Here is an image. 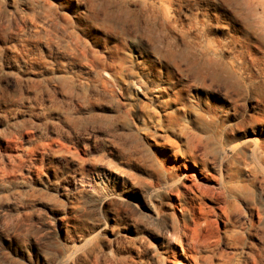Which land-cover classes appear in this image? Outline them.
I'll return each mask as SVG.
<instances>
[{"label": "rangeland", "instance_id": "rangeland-1", "mask_svg": "<svg viewBox=\"0 0 264 264\" xmlns=\"http://www.w3.org/2000/svg\"><path fill=\"white\" fill-rule=\"evenodd\" d=\"M0 264H264V0H0Z\"/></svg>", "mask_w": 264, "mask_h": 264}, {"label": "bare ground", "instance_id": "bare-ground-1", "mask_svg": "<svg viewBox=\"0 0 264 264\" xmlns=\"http://www.w3.org/2000/svg\"><path fill=\"white\" fill-rule=\"evenodd\" d=\"M185 185V184H184ZM181 186V185H180ZM183 187V186H182ZM186 188H188L187 190H193V187H191V186H187ZM203 188V187H202ZM198 189H200V187L198 188ZM180 191V190H179ZM175 192L176 194V196L177 197H180L181 196V193L180 192ZM185 192V191H184ZM194 192V191H193ZM200 192V191H199ZM186 193V192H185ZM201 194L203 195L204 194V191H202L201 192ZM185 195V194H184ZM180 198H182V197H180ZM186 198V197H185ZM261 210V209H260ZM193 211V210H192ZM263 211V210H262ZM194 221H195V223H194V227H190L189 225H187V223L186 224H183L180 228H179V231H178V233L177 234H170L171 235V237H172V239L173 240H182L183 238H185L188 242L187 243H189V245H193V247H194V245H199L200 243H201V239H202V241L203 240H205L206 241V236L204 237L203 236V238H200L199 237V233H198V227H199V225H200V220L198 219V220H195L194 219ZM190 224V223H189ZM203 224H204V222H203ZM255 226V225H254ZM199 234V235H198ZM185 239H183V240H185ZM176 240V241H177ZM209 241V240H208ZM213 241V240H212ZM232 241H234V240H232ZM231 241V242H232ZM235 244V243H234ZM202 245H204V244H202ZM192 247V248H193Z\"/></svg>", "mask_w": 264, "mask_h": 264}]
</instances>
